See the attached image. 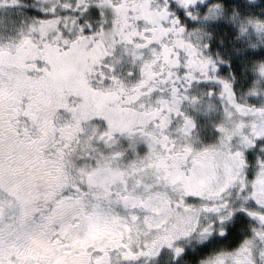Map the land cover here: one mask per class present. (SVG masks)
<instances>
[{
    "label": "snow or ice",
    "instance_id": "6c2138e0",
    "mask_svg": "<svg viewBox=\"0 0 264 264\" xmlns=\"http://www.w3.org/2000/svg\"><path fill=\"white\" fill-rule=\"evenodd\" d=\"M0 264H264V0H0Z\"/></svg>",
    "mask_w": 264,
    "mask_h": 264
}]
</instances>
